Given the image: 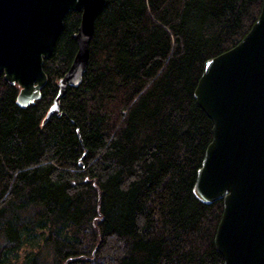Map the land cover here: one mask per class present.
Returning a JSON list of instances; mask_svg holds the SVG:
<instances>
[{"label": "trees", "instance_id": "trees-1", "mask_svg": "<svg viewBox=\"0 0 264 264\" xmlns=\"http://www.w3.org/2000/svg\"><path fill=\"white\" fill-rule=\"evenodd\" d=\"M259 9L104 0L81 81L42 124L79 12L64 15L33 103L18 107L0 73V264H221V200L191 193L211 139L192 90L202 63L234 46Z\"/></svg>", "mask_w": 264, "mask_h": 264}, {"label": "water", "instance_id": "water-1", "mask_svg": "<svg viewBox=\"0 0 264 264\" xmlns=\"http://www.w3.org/2000/svg\"><path fill=\"white\" fill-rule=\"evenodd\" d=\"M104 0H0V73L18 87L15 104L40 97L48 58L68 11L79 12L76 49L57 79L56 93L41 120L58 116L59 99L84 73L93 19ZM210 120L191 186L203 204L221 200L212 243L221 264L264 263V0L254 22L231 48L206 59L192 90Z\"/></svg>", "mask_w": 264, "mask_h": 264}]
</instances>
